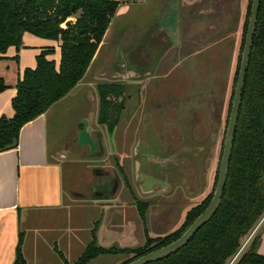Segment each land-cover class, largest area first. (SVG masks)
<instances>
[{
	"label": "crops",
	"instance_id": "obj_1",
	"mask_svg": "<svg viewBox=\"0 0 264 264\" xmlns=\"http://www.w3.org/2000/svg\"><path fill=\"white\" fill-rule=\"evenodd\" d=\"M248 2L249 0H121L112 22L115 17H124L128 9L134 6L154 8V15L144 33L139 36L137 44H133L135 47L127 46L125 37V45H119L115 58L112 45L107 48L106 53H101L104 43L112 36L110 24L89 69L77 86L45 113L22 127L16 148L0 152V264H14L19 244L26 264H64L63 257L74 264L92 241L95 227L98 244L106 248H136L145 244L147 234L157 238L172 232L159 228L158 223L153 222L155 205H149L145 222L140 216L137 198L152 199L156 187L146 189L140 182L135 184L132 176H129L128 167L132 172H137L138 178L141 165L132 139H149L148 134L153 133L154 137L159 135L164 139L203 141L213 138L214 134H220L225 121V108L218 111V107L215 108L218 104L214 102V110L210 111V95L214 94L215 97L218 93L215 83L211 84L208 77L195 82L194 67L196 70L200 67L203 69L206 62L193 61L200 59L199 56L206 57L213 47L226 41L229 26L224 14L230 7L234 10L231 23L237 25L235 32L240 35ZM46 49H54V53L47 58L55 60L58 65L61 58L60 42L26 32L20 48L11 46L0 59V78L8 86L0 92V117L14 115L12 99L17 93V83L27 68H36L37 56ZM120 52L125 63L121 64L128 66L125 71L120 64L110 65L112 60L116 62ZM98 61L102 65L96 68ZM129 65L135 71H129ZM108 67H111L109 71ZM178 68L183 70L176 73ZM191 70L193 74L190 75ZM121 73L130 78H118ZM175 74L179 78L182 76L180 80L187 82L180 87V91H186L187 95L177 104L166 105L167 99H160L155 93L159 90L161 79L167 80ZM189 75L192 80L187 78ZM92 80H97L96 87L91 86L95 85ZM106 81L126 85L127 92L130 87L141 90L139 95L144 92L143 98L138 97L139 101L135 105L129 103L125 106L113 133H108L106 129L107 138L97 128L98 125L107 128L98 121L100 97L97 88L100 82ZM83 91L94 98L93 111L73 120L66 130V113H63L58 104ZM131 98L132 93L129 91L125 102L128 103ZM163 102L166 106L164 114L160 105ZM203 123L206 126L204 136L201 129ZM84 131L101 141L99 152L94 153L88 148L80 149L78 142L74 143L78 148L73 145L69 151L63 148L62 140L67 138L68 133L75 136ZM105 138L110 147L105 143ZM92 154L95 158H92ZM117 157H120L119 162L114 163L112 170L104 168V165H96L108 163V159ZM69 163H85L96 178L115 179V192L110 195L107 192L101 193L97 181L93 185L94 191L86 193L75 189L71 182L65 183L67 175L73 170L68 167ZM119 168L123 169L122 173ZM210 171L208 162L204 191L210 186ZM124 172L130 186L126 184ZM194 186L197 190L202 188ZM119 191L121 199L117 197ZM116 202L121 204H114ZM190 209L184 212V217ZM129 212L136 219H129ZM147 216L152 227L149 226ZM130 227L134 228L131 234ZM140 227L141 232L138 231ZM258 232L261 233L259 253L264 255V217L240 253Z\"/></svg>",
	"mask_w": 264,
	"mask_h": 264
},
{
	"label": "trees",
	"instance_id": "obj_2",
	"mask_svg": "<svg viewBox=\"0 0 264 264\" xmlns=\"http://www.w3.org/2000/svg\"><path fill=\"white\" fill-rule=\"evenodd\" d=\"M120 4L121 0H0V59L11 46L20 48L26 32L57 40L61 49L58 65L55 60L47 58L54 53V49L43 50L37 56L36 68H27L18 81L17 93L12 99L14 115L0 117V152L16 148L22 127L68 95L83 79ZM251 6L252 0H249L243 48ZM238 73L239 67L236 82ZM7 87L0 78V92ZM124 91L125 86L120 82L98 85V121L105 124L110 133L119 122ZM218 175L219 169L216 182ZM213 193L187 212L179 229L164 237L152 238L147 234L145 244L140 247H103L97 242L95 227L92 241L74 264H89L101 255L129 257L121 263L126 264L168 245L177 240L206 209ZM149 205V202L137 200L143 221L146 220ZM263 217L264 0H261L220 207L180 250L148 264H228L243 248L242 239L256 229ZM260 244L261 233L258 232L237 264H264V255L259 253ZM63 261L64 264H71L65 257ZM14 264H26L21 244L18 245Z\"/></svg>",
	"mask_w": 264,
	"mask_h": 264
},
{
	"label": "rangeland",
	"instance_id": "obj_3",
	"mask_svg": "<svg viewBox=\"0 0 264 264\" xmlns=\"http://www.w3.org/2000/svg\"><path fill=\"white\" fill-rule=\"evenodd\" d=\"M153 9L154 8L152 7L145 8L134 6L128 9V13L125 14L124 17H115L110 27L112 36L104 43L101 53H106L107 48H110L109 46L112 45L115 50V58L117 52L116 50H118L119 45H125V37L128 41L126 44L127 46L129 45L130 47H133L135 44H137L139 36L144 33L146 27L148 26V22L154 15ZM233 13V7H230L229 10H225L224 15L226 18V23L229 26V28H227L226 41L221 42L213 47L207 53L206 57L199 56L200 59L193 61L197 62L200 60L199 62H206V66L203 69L200 67L196 70V67H194V81L196 82V80L199 81L208 77L211 84L215 83L218 93H216V98L214 97V94L213 96L210 95V111L214 110L212 106L216 103L218 106L215 105V108L217 109L218 107V111H221L223 107L225 108V121L222 127L223 130H221L220 134L218 136L214 134L213 138L211 137L210 139L203 141L180 138L164 139L160 138L159 135L154 137L153 133L148 134L150 137L149 139H132V142H134L133 144H135L134 148L138 150L139 153L138 160L141 164V168L139 169L138 178L136 175L137 172H132L130 167H128V174L129 176H132L133 181L137 185L138 182H140L145 186L146 189L153 188V186L156 187L155 196L152 199H143L141 197H138L137 199L138 201H145L149 202L150 205H155V210L153 211V215L155 214L153 222H157L158 225H156L160 226L159 228H163L166 231L173 232L179 229L185 221L186 216L184 217V212H186V210L189 208L192 209L193 207L199 205L206 197H208V195H210V193L215 190L217 183V171L219 169L220 159L223 152L227 121L229 118L236 85V72L240 64V57L243 50V37L245 33L244 23L247 19L248 8L240 35L235 32L237 25H233L230 20L233 16ZM115 37L116 39L112 43ZM121 56L122 53L120 52L116 62H113V60L111 61L110 59V65L112 63H115L117 66L118 64L121 65L123 62ZM101 65L102 62L98 61L96 62L95 67L97 68ZM109 68L111 67L107 68L108 71L110 70ZM179 70H183V68H178L176 73L180 72ZM193 71L191 70L190 75L193 74ZM190 75L187 76V78L192 80ZM175 78H177V81H175ZM164 79L165 78L160 80L161 82L158 86L159 90L155 93V96L163 100L167 99L166 105L177 104L181 102L183 100L182 97H186L187 93L186 91H180V87L182 84H187V82L180 80L182 79V76L179 78L177 74L174 76L171 75V77L169 76L167 80ZM92 81L95 82V85L92 84L91 86L96 87L97 80ZM132 88L133 87H130L129 89V91L132 93V98L129 99L128 103H126V106H128L129 103L131 105H135L139 99L143 98V91L141 95H139L141 90H139L137 87L133 89ZM88 90H90V88ZM87 91L76 93L72 97H68L65 100L59 102L58 105L61 106L63 113L64 111L66 113L64 116V126L66 130L69 129L73 120L77 119L81 115L85 116L86 112L90 114L93 111L92 100L94 98L88 94ZM129 91L127 94H129ZM164 103L165 102L160 103L162 114L166 112V106ZM122 116H124V113H122ZM201 126H203L201 129L203 133L202 136H204L206 133V126L204 123ZM97 128L101 129L100 132L104 133L105 137L106 129L108 133H110L108 127L106 128L105 126L98 125ZM184 131V133H186L185 128ZM73 135V133H68L67 138L62 140L63 148L67 151L73 148V146L78 148L77 145H74V143L78 142L81 145L79 147L80 149L88 148L89 150L94 151V153L97 151L99 152L98 148L101 146V144H98V140L87 134L86 131L75 136ZM71 136H73V138ZM106 138L105 143H108ZM199 145L202 147L200 148ZM108 146L110 147L109 143ZM91 156L92 158H95L94 154ZM119 158L120 157H117V159L110 158L108 159V163L102 162L96 165H104V168L106 167V169L112 170V166H115L114 163L117 161L119 162ZM208 162L210 164L211 170L209 174L210 186L209 189H205L204 191V187L206 185L205 176L208 168ZM68 167L73 170L67 175L68 177H66L65 183H73L74 188L79 189V191L83 193H86L90 190L94 191L93 185L96 181L98 182V187L100 188L99 191L101 193L107 192V189L112 187L115 188V179L109 180L104 177H94L91 173V170L86 167L85 163H69ZM116 167L115 170L118 169V166ZM119 167L121 166L119 165ZM119 171L122 173L123 169L119 168ZM189 177H193V179L188 181ZM194 184L198 185L197 187L202 186V188L197 190ZM188 188L193 190V192L188 190ZM117 197L119 199L122 198L120 191ZM114 204L121 203L116 202ZM128 204L130 205V203ZM129 214V219H136L133 215H131V212H129ZM149 223V226L152 227L150 220ZM129 230L131 234L134 228ZM138 231H142L141 227ZM250 235L242 239L243 246L249 239ZM249 245L228 264H237L244 253L248 250ZM128 258L129 257H122L121 255H101L93 259L89 264H121Z\"/></svg>",
	"mask_w": 264,
	"mask_h": 264
},
{
	"label": "water",
	"instance_id": "obj_4",
	"mask_svg": "<svg viewBox=\"0 0 264 264\" xmlns=\"http://www.w3.org/2000/svg\"><path fill=\"white\" fill-rule=\"evenodd\" d=\"M260 3L261 0H252V6L248 21V28L245 36L244 48L241 54L238 78L235 85L234 97L232 101L231 111L229 114V120L225 134L223 152L219 164L218 180L210 203L208 204L206 209L195 219V221L184 231V233L177 240L169 243L168 245L152 250L126 264H148L166 258L172 255L173 253L177 252L184 245L188 243V241L192 238V236L201 227H203L206 223H208L212 219V217L215 215L218 208L220 207L223 197L224 187L227 181L229 162L232 154L234 136H235V131L239 118V112L241 108L242 95L246 81V73L249 67V60H250L254 35L256 31V24L258 20ZM122 63H124V61ZM127 67H128L127 65L125 66L122 65L123 71H125ZM129 68H130L129 71L130 70L135 71V69L132 68L130 65ZM118 78L129 79L130 77L122 75L121 73Z\"/></svg>",
	"mask_w": 264,
	"mask_h": 264
},
{
	"label": "flooded vegetation",
	"instance_id": "obj_5",
	"mask_svg": "<svg viewBox=\"0 0 264 264\" xmlns=\"http://www.w3.org/2000/svg\"><path fill=\"white\" fill-rule=\"evenodd\" d=\"M124 85V84H123ZM125 86V91H124V96H123V107H122V110H121V112L123 111V109L125 108V106H126V102H125V100H127L128 99V97H129V94H127V88H126V85H124ZM120 115H121V113H120ZM119 120H120V117H119ZM116 127V126H115ZM115 129V128H114ZM101 144V141L99 140L98 141V144ZM101 146H102V144H101ZM100 146V147H101ZM100 147H99V149H100ZM140 168H141V165H140ZM124 176V179H125V181H126V184H127V186L129 185L130 186V182H129V180H128V177H127V175L125 174V175H123ZM191 179V177H189L188 178V181ZM115 186H116V180H115ZM116 188V187H115ZM115 188H110V189H107V193H108V195H110L111 193H114L115 191H114V189ZM188 190H190V191H193V190H191L190 188H188ZM145 222V221H144ZM176 231V230H175ZM174 232V231H173ZM172 233V232H171Z\"/></svg>",
	"mask_w": 264,
	"mask_h": 264
}]
</instances>
